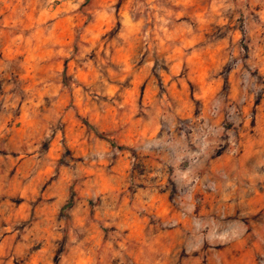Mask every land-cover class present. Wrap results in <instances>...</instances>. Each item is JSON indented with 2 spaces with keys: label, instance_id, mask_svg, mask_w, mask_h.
I'll return each mask as SVG.
<instances>
[{
  "label": "rangeland",
  "instance_id": "obj_1",
  "mask_svg": "<svg viewBox=\"0 0 264 264\" xmlns=\"http://www.w3.org/2000/svg\"><path fill=\"white\" fill-rule=\"evenodd\" d=\"M241 154L264 173V0H0V264H264L209 201Z\"/></svg>",
  "mask_w": 264,
  "mask_h": 264
},
{
  "label": "crops",
  "instance_id": "obj_2",
  "mask_svg": "<svg viewBox=\"0 0 264 264\" xmlns=\"http://www.w3.org/2000/svg\"><path fill=\"white\" fill-rule=\"evenodd\" d=\"M244 157L245 156L241 154L240 156L234 158L233 163L237 164V168H218V197L214 199L210 196L211 199L209 201H211V203L218 202L219 206L223 205L227 207H235L236 210L240 211V217L248 218L245 223L242 222L244 223L243 226L241 224L238 226L239 239L242 242H240L241 245H239L240 247L238 248L240 253L244 250V254L251 255L252 246H243V241H252L258 229L256 228L257 224H259L258 227H260L261 231H263L264 226L262 221L251 219L249 214H255L261 207H264V190H260L259 192L257 189L259 181L262 180L261 178L264 173H258V170L255 167L248 168Z\"/></svg>",
  "mask_w": 264,
  "mask_h": 264
},
{
  "label": "trees",
  "instance_id": "obj_3",
  "mask_svg": "<svg viewBox=\"0 0 264 264\" xmlns=\"http://www.w3.org/2000/svg\"><path fill=\"white\" fill-rule=\"evenodd\" d=\"M100 135H101V136H103L104 134H103V133H101Z\"/></svg>",
  "mask_w": 264,
  "mask_h": 264
}]
</instances>
